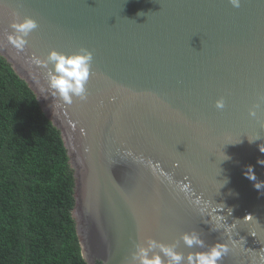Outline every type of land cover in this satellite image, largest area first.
I'll use <instances>...</instances> for the list:
<instances>
[{
	"label": "water",
	"instance_id": "95a60500",
	"mask_svg": "<svg viewBox=\"0 0 264 264\" xmlns=\"http://www.w3.org/2000/svg\"><path fill=\"white\" fill-rule=\"evenodd\" d=\"M13 11L38 24L24 53ZM80 48L87 100L64 108L31 57ZM0 55L61 132L87 264H130L149 239L206 251L180 242L192 231L228 248L220 264H264V188L244 175L264 181V0H0Z\"/></svg>",
	"mask_w": 264,
	"mask_h": 264
},
{
	"label": "trees",
	"instance_id": "16d2710c",
	"mask_svg": "<svg viewBox=\"0 0 264 264\" xmlns=\"http://www.w3.org/2000/svg\"><path fill=\"white\" fill-rule=\"evenodd\" d=\"M61 132L0 55V264H87Z\"/></svg>",
	"mask_w": 264,
	"mask_h": 264
},
{
	"label": "clouds",
	"instance_id": "9594fccd",
	"mask_svg": "<svg viewBox=\"0 0 264 264\" xmlns=\"http://www.w3.org/2000/svg\"><path fill=\"white\" fill-rule=\"evenodd\" d=\"M228 3L233 8L241 6V0H228ZM11 15L12 22L9 27L12 31L4 39L17 53H24L28 43L26 38L37 29L38 24L27 16L21 17L15 11ZM91 61L92 54L84 48L67 55L52 50L48 52L44 59L35 55L31 57V63L46 70V88H42L41 92H47L52 98L61 101L64 108L65 106H71L74 99L82 102L87 100L85 85L90 77ZM214 107L217 110H222L225 107L224 99L216 100ZM255 115V111H249V116L255 117ZM256 140H249V142L252 143ZM258 150L264 153V144H260ZM128 155H131V152ZM139 160L143 162V157H140ZM258 163L264 164V160H260ZM244 175L248 180L255 182L253 185L255 189L264 188V181H257L252 166H247ZM178 188L180 191L187 193L189 185H178ZM193 203L199 205L201 201L197 199ZM180 242L190 249L195 247L207 248V250L189 252L185 255L177 251L176 243L162 244L149 239L135 246V250L131 253L130 264H220L222 258L228 252V248L222 244L206 246L200 235L195 231L182 234Z\"/></svg>",
	"mask_w": 264,
	"mask_h": 264
}]
</instances>
